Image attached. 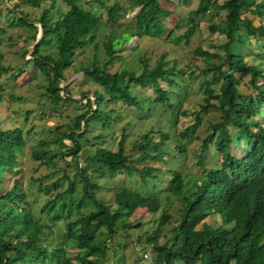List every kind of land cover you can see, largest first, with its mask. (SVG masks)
I'll use <instances>...</instances> for the list:
<instances>
[{"label":"trees","instance_id":"16d2710c","mask_svg":"<svg viewBox=\"0 0 264 264\" xmlns=\"http://www.w3.org/2000/svg\"><path fill=\"white\" fill-rule=\"evenodd\" d=\"M19 1L5 6L12 18L36 30L35 22L41 25L36 41V31L29 35L33 45L28 50L29 56L24 58L45 77L43 89L37 91L36 97L41 105L47 104L57 114L69 104L74 113L69 117L71 124L65 121L54 124L48 129L50 135L41 136L31 149L33 159L50 167L38 178L31 177L36 189L45 194L39 214L33 213L26 203L23 190L18 188L9 193L6 189L0 193V264H125L124 248L118 250L117 246L107 245L105 237L97 238L94 235L97 226L105 227V236L125 238L131 250L148 249L143 264H264V68L245 62L243 54H249V50L241 52L250 35L260 36L264 44V22L253 25L243 15L248 10L264 17V0L256 1L255 7L244 0L219 3L197 0L189 12L201 16L207 12V31L221 33L225 39L212 44L222 49L221 54L195 47L194 52L202 55L204 62L199 70L205 77L198 81L201 101L196 109L180 111V103L175 107L171 97L186 96L188 90L176 86L195 75V66L190 67L189 62L182 65L179 58L168 59L167 52L162 51L151 65L147 57L138 56L141 66L137 71L106 68V63L121 58L120 50L126 47L120 45L130 36L161 40L167 30L161 18L170 11L157 0H126L129 10L138 9L127 16V23L117 34L105 33L100 41L94 39L99 35L100 17L80 7L75 0ZM95 1L106 7L109 22L117 27L115 22L123 3ZM26 5L39 9L33 19L19 8ZM220 10L224 11L223 18L216 21L214 16ZM196 18L190 17L183 37L197 25ZM137 43V40L131 43L128 50ZM88 44L92 46L90 57L74 63L77 49L81 51ZM100 47L104 57L98 62ZM25 51L27 48L21 54ZM257 55L264 61V54ZM68 67L70 73L65 75L63 70ZM14 68L17 72L21 69L0 61V74ZM76 72L80 73L74 79L79 81L76 87L79 97H72L69 86L73 80H67ZM160 80L167 81V85H162ZM87 82L93 87H86ZM133 85H149L155 94L139 93ZM242 85L253 87L255 93L244 92ZM169 94L173 95L169 97ZM118 99L134 105L132 113L137 118L143 117L149 125L129 141L121 126L116 146L111 150L100 143L110 135L112 129L108 127L120 116L113 106ZM158 107L172 120L178 112L192 115L193 123L176 131L174 137V148L184 153L183 164L158 163L167 161L163 155L175 157L168 144L169 131L155 115ZM208 109L215 110L218 116L207 118ZM196 125H203L202 136L200 131L195 133ZM96 127L100 129L93 131ZM180 138L200 140L191 150V168L186 164V146ZM64 139H69L72 145ZM230 143L239 144L243 154L234 155ZM21 144L19 127L0 129L1 172L18 170L13 165L17 162V152L21 153ZM209 144L219 153L218 163H206ZM64 154L70 158L65 160ZM194 167L196 177L189 181L184 170L191 172ZM161 171H166L162 174L164 182H158ZM119 173L131 181V176L137 175L139 189L119 182ZM19 184V179L14 178L11 187L17 188ZM107 189L111 198L97 195L98 191ZM156 197L164 202L149 219L151 225L144 224L142 219L133 222L131 216L136 210ZM110 200L115 203L113 207ZM85 204L87 207L80 209ZM213 214L219 216L218 222L204 221ZM57 218L63 219L66 239L77 247L74 254L65 253L59 233L50 234L53 232L50 223ZM131 225L138 228L134 235L129 232ZM98 233L103 232L98 230ZM138 253L130 264H139Z\"/></svg>","mask_w":264,"mask_h":264},{"label":"rangeland","instance_id":"374dc122","mask_svg":"<svg viewBox=\"0 0 264 264\" xmlns=\"http://www.w3.org/2000/svg\"><path fill=\"white\" fill-rule=\"evenodd\" d=\"M106 4H111L116 0H104ZM120 3H123V8L119 10L121 13L118 15L117 27L113 26L108 20L107 9L104 6H100L95 0H75V2L82 8H87L91 10L95 15L100 17L102 23L98 26L99 35H97L94 39L100 41L105 38L103 36L105 33L113 32L118 33L121 29V26H124L127 23V16H129L133 11L129 10L126 6V0H118ZM159 5L165 6L170 12L162 17L163 23L166 25L167 30L161 35V40L154 42L150 40L146 36H141L137 39L135 36H130L127 42H124L120 45L122 48L123 45L126 47L125 49L120 50L122 52L121 58L113 59L112 61L106 63V68L111 71H117L119 69H127V70H139L141 66V62L138 60V56L142 55L147 57V62L149 65L154 63L155 59L158 58L159 54L162 51H166V58H179L178 60L182 65L187 61L190 63V67L194 65L193 78H186L184 81L179 83V86L176 88L186 89L188 90L186 96L180 98L171 97L172 101L175 103V107L180 103L179 111L182 109L193 110L198 108V102L201 101V92L198 81L205 77V75L201 72V69L204 65L202 60V55L194 52L195 47L201 46L202 48L208 50L218 51L220 54L222 53V49L212 46V44H218L224 41V35L217 32H208L206 28L207 22V12L201 15H193L189 11L194 9L197 0H157ZM221 0H217L219 3ZM258 0H244L245 3H248L252 7H255V2ZM14 3H20L19 0H0V51L2 52V57L0 59L1 63L16 65L19 69L18 72L14 69H9L0 74V129H6L11 127H19L21 130L22 144H21V153L17 152L16 159L17 162L13 165L18 170L14 171H0V193L4 190L8 189L9 193H14L15 191L23 190L26 195V203L32 209L33 213L39 214V207L43 204L45 200V194L42 191H39L35 187V183L31 181V177H37L39 175L45 174L50 167H45L43 164L37 162L32 158L31 149L36 146L39 138L41 136H49L50 132L48 129L52 127L54 124L61 123L63 121L71 124L73 121L69 117H71L74 113V108L69 104L67 106H63L59 111V114L56 113L55 110H51L48 108L47 104L41 105L39 103V99L36 97L37 91L43 89V84L45 83V77L41 74L38 69H34L31 63L24 58L29 56V51L32 48L33 40L30 38V34L33 32H37L35 28L28 27L24 24H21L19 21L15 20L11 16V12H7L5 10V6H13ZM62 6V3H59ZM20 9L23 11H27V15L29 19H33V17L37 16L39 13V9H33L32 7L20 6ZM260 8V7H259ZM223 10L219 11L218 15L214 16L216 21H219L223 18ZM250 18L251 23L256 25L258 22H264L263 16H258L255 13H251L248 10L244 11V14ZM190 17H198L197 25L193 28V30L188 34L185 38L182 36L184 30L190 24ZM10 19H14V22L9 21ZM37 25L39 24L37 21L35 22ZM39 26V25H38ZM37 26V27H38ZM169 37V38H167ZM169 39V40H165ZM137 40V45L132 49H129V45L134 43ZM27 48V51H22ZM53 49V48H52ZM92 46L88 44L81 51L77 49L76 55H74L73 62L77 64L79 60L86 61L90 55ZM249 50V54H243V59L246 63L259 65L264 68V61L257 54H264V44L262 38L258 35H250L247 37L245 45L243 46L241 52ZM119 51V52H120ZM98 53V62H101L104 57L103 50L100 47ZM96 53V54H97ZM256 53V54H255ZM213 61H216V58H212ZM33 68V69H32ZM70 67L63 70L65 75H69ZM184 71L188 70L184 67ZM10 73L15 74V77H11ZM210 73V72H207ZM80 73L76 72L71 74L68 77L67 82L73 80L70 84L69 89L71 90L72 97H79V91L76 88L79 81L74 80L78 77ZM248 77L247 75L245 78ZM162 85L166 86L167 81L160 80ZM62 83V82H61ZM135 89L141 92L144 95L153 96L155 91H153L149 85L145 87H138V85H133ZM214 86V85H213ZM86 87H93V84L87 82ZM168 87V86H167ZM214 88H216L214 86ZM243 91H248L252 94L255 93L253 87L241 86ZM87 95L92 96L91 93ZM173 94H169V97ZM108 106L111 103H107ZM106 105V104H105ZM124 103L123 100L118 99L115 104H113L115 111H118L120 116L115 119V122L111 127H108L109 130L112 129L110 135L105 136V139L100 143L109 149H114L116 146V138L120 133V127L124 126V133L126 135V141H129L134 138V136L143 133L148 127V121L143 117L137 118L131 111L134 105ZM126 107V108H125ZM155 115L159 116V123H163V128L167 129L170 134V139L168 140L169 148H171V152L175 157L163 155L164 159H167L165 163L159 161L158 163L161 165H174L176 163L183 164L184 153H179L174 148V137L176 135V131H182L187 125L193 123V118L191 114H182L180 112L177 113V118L172 120L164 115V111L162 107L157 108V112ZM206 116L209 119H215L218 116V113L215 110L208 109L206 111ZM203 125H199L194 128L195 133H198L202 136L203 134ZM99 127H96L93 131L99 130ZM102 130V129H101ZM205 130V129H204ZM104 133L106 129H103ZM48 132V133H47ZM157 135L155 134L154 138ZM182 143L186 146L185 153H187L188 157H186V164L189 168L192 167V157L191 150L196 148L200 140L194 138H180ZM66 143L72 145L69 139H64ZM125 141V142H126ZM166 142V141H165ZM52 146V145H49ZM230 151L236 155L241 156L243 153L240 149V145H233L230 143ZM64 159L68 160L70 158L69 154H64ZM206 163H218L220 161V156L217 151L212 148V145L209 144L207 146V156ZM196 167L194 170L187 169L184 170L185 174L190 177L189 181L196 177ZM163 172H159V180L158 182H164L165 177L162 175ZM133 181L129 180L131 178L127 177L124 173L118 174V181L123 183H128L130 186H133L139 189L140 182L138 183L137 175L131 176ZM14 178L19 179V186L17 188H12L11 183ZM38 178V177H37ZM116 178V177H115ZM37 181V180H36ZM97 195L101 198L107 199L111 198L110 190L98 191ZM158 198V199H157ZM158 200V202H157ZM164 200L160 197L153 198L149 200L146 205L141 209L138 208L134 215L131 216V220L135 222L138 219L144 220V224H150L149 219L153 214L157 213L160 205L163 204ZM111 207L115 205L113 201H109ZM87 204L82 206L80 209H85ZM154 207H157L156 210H152ZM43 215V213H42ZM130 219V216H128ZM219 221V216L217 214L208 215L205 217L204 221L214 224V221ZM201 223L197 225L199 227ZM50 226L53 229V232L50 234L59 233V239L64 242L63 248L65 249V253L74 254L77 251V247L74 245L72 241L66 239L65 237V226L62 218H57L50 223ZM144 226V225H143ZM118 227V231H120ZM143 228V227H142ZM98 230H102V234L98 233ZM124 230V229H123ZM138 230L134 225L130 226L129 232L133 235ZM106 230L104 226L95 227L94 235L97 238L105 237L106 243L109 246H117L118 250H122L124 248V262L125 264H130L132 262V258H136L137 254L140 256L139 264H143L146 262V255L148 253V249L142 251V249H138L134 251L133 249L126 246L125 238L120 236H105ZM62 236V237H61ZM102 240V239H100ZM99 239L97 241H100ZM90 256V255H88Z\"/></svg>","mask_w":264,"mask_h":264},{"label":"water","instance_id":"95a60500","mask_svg":"<svg viewBox=\"0 0 264 264\" xmlns=\"http://www.w3.org/2000/svg\"><path fill=\"white\" fill-rule=\"evenodd\" d=\"M136 9H138V7H136ZM136 9L133 11V13L134 12H136ZM39 26H38V30H37V32H36V37H35V41L40 37V34H41V25L40 24H38ZM65 81L63 80L62 81V84L64 83Z\"/></svg>","mask_w":264,"mask_h":264}]
</instances>
